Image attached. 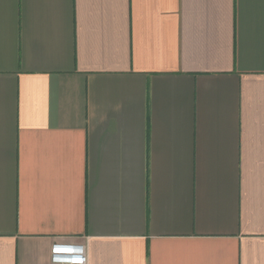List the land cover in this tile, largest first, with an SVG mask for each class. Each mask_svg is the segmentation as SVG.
<instances>
[{
    "label": "crops",
    "instance_id": "crops-1",
    "mask_svg": "<svg viewBox=\"0 0 264 264\" xmlns=\"http://www.w3.org/2000/svg\"><path fill=\"white\" fill-rule=\"evenodd\" d=\"M264 264V0H0V264Z\"/></svg>",
    "mask_w": 264,
    "mask_h": 264
},
{
    "label": "built area",
    "instance_id": "built-area-1",
    "mask_svg": "<svg viewBox=\"0 0 264 264\" xmlns=\"http://www.w3.org/2000/svg\"><path fill=\"white\" fill-rule=\"evenodd\" d=\"M50 264H88L87 250L82 243L56 240L49 251Z\"/></svg>",
    "mask_w": 264,
    "mask_h": 264
}]
</instances>
